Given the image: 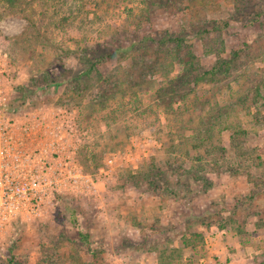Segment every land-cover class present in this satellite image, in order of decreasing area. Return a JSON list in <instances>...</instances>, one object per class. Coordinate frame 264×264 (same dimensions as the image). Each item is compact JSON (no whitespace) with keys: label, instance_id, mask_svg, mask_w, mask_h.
Listing matches in <instances>:
<instances>
[{"label":"rangeland","instance_id":"obj_1","mask_svg":"<svg viewBox=\"0 0 264 264\" xmlns=\"http://www.w3.org/2000/svg\"><path fill=\"white\" fill-rule=\"evenodd\" d=\"M2 61L11 108L75 113L98 183L0 264H264V0H0Z\"/></svg>","mask_w":264,"mask_h":264},{"label":"built area","instance_id":"obj_2","mask_svg":"<svg viewBox=\"0 0 264 264\" xmlns=\"http://www.w3.org/2000/svg\"><path fill=\"white\" fill-rule=\"evenodd\" d=\"M5 56V54H4ZM11 77L0 62V250L17 222L48 213L60 196L96 188L78 160L75 113L62 106L11 108Z\"/></svg>","mask_w":264,"mask_h":264},{"label":"trees","instance_id":"obj_3","mask_svg":"<svg viewBox=\"0 0 264 264\" xmlns=\"http://www.w3.org/2000/svg\"><path fill=\"white\" fill-rule=\"evenodd\" d=\"M7 3H8V6L10 7V8H13L14 7V5H15V2L17 1V0H5ZM26 19L31 23V22H33V19H30L29 17H26ZM177 44H179V42H177ZM109 55H111L110 53H109ZM83 58H85V60H86V62H87V67H86V69L82 72V74L84 73V75H87V73L90 71V70H93V69H96V67L98 66V63L99 62H101V60L104 58V57H102V56H98V57H95L94 59L93 58H91L89 55H87V56H85L84 55V57ZM190 58V57H189ZM217 72V70L215 69V67L214 68H212L211 69V71H210V73L212 74V75H214L215 73ZM142 75H145L144 73L142 74ZM80 78H81V73L80 74H78V75H76L75 77L74 76H72L71 77V81L73 82V80L74 81H76V79H79L80 80ZM50 82L51 83H53V82H56L53 78H50ZM74 83V82H73ZM75 84V83H74ZM70 89H71V91L73 92V93H75V95L77 96V94L79 93V85H76L75 87H73V85H72V87H70ZM256 94H259V92L257 91L256 92ZM66 97H64V98H61V99H59L60 100V102L58 103V104H60V105H70L72 102H71V96L70 95H68V93L66 92ZM71 97V98H70ZM75 98H73V100H74ZM12 107V106H11ZM13 109V108H12ZM160 259H161V257H160Z\"/></svg>","mask_w":264,"mask_h":264}]
</instances>
